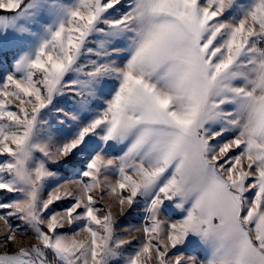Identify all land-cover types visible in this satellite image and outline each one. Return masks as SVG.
Masks as SVG:
<instances>
[{
	"label": "rangeland",
	"instance_id": "1",
	"mask_svg": "<svg viewBox=\"0 0 264 264\" xmlns=\"http://www.w3.org/2000/svg\"><path fill=\"white\" fill-rule=\"evenodd\" d=\"M0 9V252L264 264V0Z\"/></svg>",
	"mask_w": 264,
	"mask_h": 264
},
{
	"label": "water",
	"instance_id": "2",
	"mask_svg": "<svg viewBox=\"0 0 264 264\" xmlns=\"http://www.w3.org/2000/svg\"><path fill=\"white\" fill-rule=\"evenodd\" d=\"M0 264H37L25 250L0 252Z\"/></svg>",
	"mask_w": 264,
	"mask_h": 264
},
{
	"label": "trees",
	"instance_id": "3",
	"mask_svg": "<svg viewBox=\"0 0 264 264\" xmlns=\"http://www.w3.org/2000/svg\"><path fill=\"white\" fill-rule=\"evenodd\" d=\"M25 2H27V1H25ZM21 5H25V3H22ZM6 13H8V12L5 11V10H1V9H0V15H2V14H6ZM50 261H51V263H52V262L57 263L54 259H52V256L50 257Z\"/></svg>",
	"mask_w": 264,
	"mask_h": 264
}]
</instances>
